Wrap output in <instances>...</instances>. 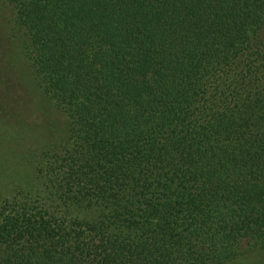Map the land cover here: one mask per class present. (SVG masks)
I'll list each match as a JSON object with an SVG mask.
<instances>
[{"label":"trees","instance_id":"obj_1","mask_svg":"<svg viewBox=\"0 0 264 264\" xmlns=\"http://www.w3.org/2000/svg\"><path fill=\"white\" fill-rule=\"evenodd\" d=\"M0 3V264H264V0Z\"/></svg>","mask_w":264,"mask_h":264},{"label":"rangeland","instance_id":"obj_2","mask_svg":"<svg viewBox=\"0 0 264 264\" xmlns=\"http://www.w3.org/2000/svg\"><path fill=\"white\" fill-rule=\"evenodd\" d=\"M2 5L0 3V14L3 16V9H2ZM1 19V18H0ZM2 21V19H1ZM1 26H2V22L0 23V30H1ZM1 32V31H0ZM4 51V50H2ZM5 54V53H4ZM5 64V63H4ZM6 73V79L11 78L10 76V72L8 73L7 70H5ZM20 76V75H19ZM21 78V82L25 83L24 87L19 86V88H13L12 86H8L6 84H4L3 87H0V103H39V100L42 101V103H45L40 95L38 94L37 91H35V87L33 86V84L30 82V78L29 77H25V78ZM8 83H10V81H8ZM31 85L33 88L32 90H30L29 92L27 91L26 85ZM28 86L31 89V86ZM2 90V91H1ZM17 94H24L25 96L28 95L30 97V102H28L25 98L19 97V95L17 96ZM13 100V101H11ZM38 100V102H36ZM9 131L8 127H4V126H0V134H4L7 133ZM10 134V133H9ZM244 246H248V244L243 243ZM246 247H244L243 249H245Z\"/></svg>","mask_w":264,"mask_h":264}]
</instances>
